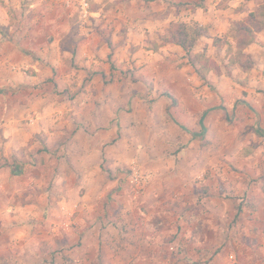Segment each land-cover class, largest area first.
Here are the masks:
<instances>
[{"label": "crops", "instance_id": "crops-1", "mask_svg": "<svg viewBox=\"0 0 264 264\" xmlns=\"http://www.w3.org/2000/svg\"><path fill=\"white\" fill-rule=\"evenodd\" d=\"M6 1L0 0L1 96L20 94L18 85L22 82L19 78H24L23 68L34 69L31 74L25 73L34 83L45 82L54 66L71 61L83 67L78 75L82 80L86 72H94L87 85L73 97L62 94L61 98L59 93L63 86L75 88V70L67 77L56 76L55 82L43 83L49 91L38 94L33 105L38 107L37 117L32 118L28 127L22 126L18 118L0 122V134L6 139L0 143V264H136L138 253H134L135 257L129 255L127 247L121 249L119 235L107 232L108 221L103 207L96 201L111 192L126 194L118 185V177L124 174L107 177L106 168H102L103 156L110 158V168L127 156L122 154L127 145L130 159L133 155L140 161L143 152L153 156L154 133L138 129L137 123L142 121L150 128L165 121L162 128L169 130V151L178 147L177 132L182 144L199 146L203 128L199 118L203 111L207 114L209 108L217 105L216 90L223 83L234 85L233 90L246 94L247 98H254L256 93L251 87L253 82L260 83L263 92L257 98L264 102V28L256 31V41L244 49L254 60L249 68L248 87L235 80L232 73L209 70L202 78L197 73L196 60L194 66L182 63L186 62L180 58L185 54L183 48L173 42L162 43L158 36L168 31L173 20L196 21L206 26L211 35L200 36L201 44L202 40H212L214 34L221 36L235 20L244 19L248 13L189 11L175 16V13L151 12L127 17L125 13H103L99 8L89 10L90 17L79 19L80 28H74L70 22L74 13H9V7L4 6ZM155 1L151 2L152 7L157 5ZM161 1L168 5L166 0ZM110 19L113 24H109ZM120 19L125 21L126 34L130 35L125 42L120 37ZM110 35L114 50L108 60L111 50L105 36ZM131 44L137 50L125 58L126 63L128 59L135 60V66L139 67L136 76L110 81L108 75L115 73L112 65L120 67L123 61L119 50ZM104 60L108 61L104 64ZM97 63L102 67L97 68ZM256 69L259 71L254 73ZM230 71L247 74L246 69L237 65ZM258 73L259 78H254ZM205 79L209 85L204 84ZM76 80L79 81L78 77ZM55 85L59 93L51 90ZM163 90L165 93L160 94ZM151 96L155 101L149 106L144 99ZM261 120V128L254 127L257 133L264 131V119ZM30 159L35 164L30 165ZM40 192L51 194L47 216L40 212L39 205L36 210L34 201H22V195L31 197ZM117 203H112L111 208L106 206V210L110 208L109 213L113 214ZM74 211L76 216L70 221L69 215ZM140 256L148 259L147 254Z\"/></svg>", "mask_w": 264, "mask_h": 264}, {"label": "rangeland", "instance_id": "rangeland-1", "mask_svg": "<svg viewBox=\"0 0 264 264\" xmlns=\"http://www.w3.org/2000/svg\"><path fill=\"white\" fill-rule=\"evenodd\" d=\"M151 2L153 0H89V10L100 8L103 13H125L127 17L151 12L175 13V16L177 13H189V11L249 13L252 10L257 12L263 0H166L168 5L156 0L157 5L153 4V7ZM31 4L33 6H30ZM4 6L9 7V13H74L70 21L74 28H80L82 23L79 19L87 20L90 17L88 15L82 18L75 7H66L61 0H19V2L8 0ZM115 19L118 21L117 18ZM109 21V24H113L112 19ZM120 21V25L118 24L120 37L125 42L124 39L129 38L130 35L126 34L125 21L122 19ZM172 23L175 21L173 20ZM251 26L260 29L256 23H252ZM227 31L221 36L214 34L212 40L206 42L202 40L201 44L197 40L195 44H198V47L194 44L188 52L181 54L180 58L186 59V62L182 63L194 66L195 55L204 53L216 61L220 66V73L226 75L232 73L231 76L235 80L249 87L251 69L247 68L245 75L240 71H230V73L225 71L224 64L229 55L227 45L229 41L234 42L227 35ZM204 34L211 36L207 30ZM145 35L148 33L145 32ZM166 35L168 31L165 34H158L161 40ZM105 39L111 50L109 60L114 50L110 40L112 35L105 36ZM136 46L139 47L140 44ZM200 47L203 49L200 50ZM136 50L133 44L119 50L123 61L120 62V67L112 65L115 73L111 72L112 74L108 75L110 81L120 77L121 80L134 79L139 67L135 66V60L128 59L129 62L126 63L125 57ZM107 61L102 62L105 64ZM98 62L101 60L99 59ZM96 65L97 68L102 67L101 63ZM81 69L83 67L73 61L66 65L54 66L52 75L46 78L49 80L48 83L55 82L56 76L67 77L71 70H75L73 75L75 88L71 90L69 86L62 84L60 93L57 85L51 90L61 94V98H63L62 94L73 97L87 85L94 72L93 70L86 72L82 80L81 76H78ZM258 71L256 69L254 73ZM22 72L24 78H19L22 82L18 85L20 94L0 95V122L18 118L22 126L28 127L32 118L37 117L35 113L38 107L33 105L38 94L49 90L43 84L47 80L34 83L25 77V73L34 72L33 68H23ZM77 77L79 81L76 80ZM254 78L258 79L259 73L255 74ZM204 84H208V81L206 80ZM259 85L260 83L254 82L251 85L256 92L254 98H247L246 94L235 92L232 87L234 85L229 82L223 83L220 90H216L215 86L211 85V88L217 92V105L209 108L202 120V138L197 147L182 144V137L177 132L175 137L179 141L178 147L169 151L167 146L169 130L162 128L165 121L151 128L142 121L137 123L138 129L154 133L153 156L149 152H143L140 161L133 155L130 159V149L127 145L126 151L122 152L127 156H124L114 168L109 167L112 163L110 158L103 156L102 168H106L104 170L108 172L107 177L117 178L124 174L118 177V185L126 194L124 196L121 193L111 192L97 198L96 201L103 207L104 218L108 221L105 226L110 230L107 232L111 235H119L121 249L127 247L129 255L135 257L138 253L136 264L147 262L148 264H264V135L257 133L254 128L256 125L261 128L263 123L261 119H264V102L260 103L257 98V94L263 92ZM39 89L44 90L37 91ZM164 93L165 90L160 94ZM169 99L171 104L172 98ZM144 101L150 106L155 101V97H146ZM22 104H24L23 110ZM140 109L141 106L138 110ZM168 113L170 115V112ZM34 137L30 138L31 142L34 141ZM4 141L6 139L0 134V143ZM28 163L35 164L33 159ZM137 173L143 177L140 183H135L133 180L134 174ZM50 195V193L42 195L40 192L31 197L27 194L21 197L25 203L34 201L36 210L40 207V212L47 216V209L51 206ZM112 203H117V206L114 204L115 211L110 214ZM239 204L242 210L236 220H233ZM106 206L110 208L106 210ZM102 210L99 212L103 213ZM75 212L69 215L70 221L75 218ZM100 217L102 218L103 215H99ZM141 254H147L148 259L140 256Z\"/></svg>", "mask_w": 264, "mask_h": 264}, {"label": "trees", "instance_id": "trees-1", "mask_svg": "<svg viewBox=\"0 0 264 264\" xmlns=\"http://www.w3.org/2000/svg\"><path fill=\"white\" fill-rule=\"evenodd\" d=\"M252 23L258 24L260 29L264 28V1L260 4L257 12L250 11L244 19L235 20L229 27L227 35L234 42H228L227 51L229 52V57L228 62L224 65L227 73H230V69L233 65H237L243 69L251 68L253 66L254 60L252 59L251 54L244 52V49L248 45L256 41V31L259 28L254 29L251 26ZM206 30V26L201 25L196 21L175 22L170 24L168 28V35L162 38V43L173 42L181 46L185 52H188ZM195 56L196 61L199 64L197 73L202 78H204V75L209 70H212L215 73H220V66L215 60L209 58L204 53H197ZM102 76H104V74H102ZM205 114L206 111L201 113L199 118L200 123L202 122ZM263 132L264 131L262 130L259 131V133ZM241 210L242 206L240 204L237 205L233 220H236Z\"/></svg>", "mask_w": 264, "mask_h": 264}, {"label": "built area", "instance_id": "built-area-1", "mask_svg": "<svg viewBox=\"0 0 264 264\" xmlns=\"http://www.w3.org/2000/svg\"><path fill=\"white\" fill-rule=\"evenodd\" d=\"M61 3L65 5L66 7H75L82 18H86L89 15V9H90V4L89 0H61ZM141 175L134 174L133 180L135 183H140L142 181Z\"/></svg>", "mask_w": 264, "mask_h": 264}]
</instances>
